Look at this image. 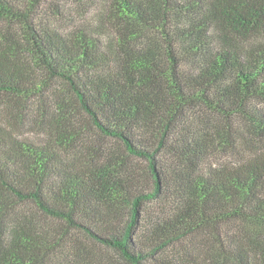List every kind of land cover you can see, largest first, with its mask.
<instances>
[{
    "label": "trees",
    "instance_id": "trees-1",
    "mask_svg": "<svg viewBox=\"0 0 264 264\" xmlns=\"http://www.w3.org/2000/svg\"><path fill=\"white\" fill-rule=\"evenodd\" d=\"M45 1L0 0V264H264V0H75L107 26L69 33Z\"/></svg>",
    "mask_w": 264,
    "mask_h": 264
},
{
    "label": "rangeland",
    "instance_id": "rangeland-1",
    "mask_svg": "<svg viewBox=\"0 0 264 264\" xmlns=\"http://www.w3.org/2000/svg\"><path fill=\"white\" fill-rule=\"evenodd\" d=\"M39 19L42 20V23H48L56 27L62 33H69L76 27L80 26H85L92 31H96L97 29L105 30L107 26V23L100 17L98 7L89 3L83 4L82 2L75 0H46L42 4V9L39 12L38 20ZM62 98L68 99V97H60V100H62ZM69 98L74 101L73 97ZM44 100L45 102L42 103V110H40V112L35 110L33 112L25 113L24 119L19 120L17 127V132L20 135L37 142L46 140L47 134L43 131L44 128L42 127H47L54 123L55 119L52 111L54 110V105H56L55 100L58 101L59 98L45 97ZM76 109L80 122L82 124H89L90 119L88 115L84 113L77 104ZM39 113H42V116L39 115ZM15 115L16 113L10 109L0 110L1 120L11 121ZM17 120L14 121L17 122ZM201 124L196 122L194 130L201 131L204 129V124ZM240 125L241 126L233 128L234 131H231V137L236 139H239L238 137H240L241 139H239V141L236 140V142L231 139L227 147H219L216 152L211 153L207 160L208 166L221 167L237 164L258 148L259 139L252 136L246 126H243L242 124ZM238 131L244 133L245 136L239 135ZM87 140L91 145H106V140H103L101 137L97 138L93 133H89ZM108 141L110 140H107V142ZM232 145H236V148ZM162 159L168 163H171L173 160L172 157H169L168 155L162 157ZM150 207L156 208L157 206L151 205ZM177 247L171 248L168 252L170 254L175 253L177 249L180 248L179 246Z\"/></svg>",
    "mask_w": 264,
    "mask_h": 264
}]
</instances>
